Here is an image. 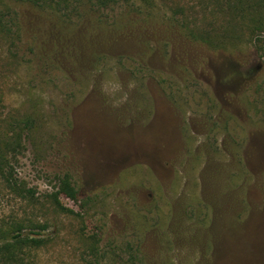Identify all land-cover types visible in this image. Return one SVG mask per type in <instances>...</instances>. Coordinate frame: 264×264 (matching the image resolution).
Wrapping results in <instances>:
<instances>
[{"label": "rangeland", "instance_id": "obj_1", "mask_svg": "<svg viewBox=\"0 0 264 264\" xmlns=\"http://www.w3.org/2000/svg\"><path fill=\"white\" fill-rule=\"evenodd\" d=\"M51 1L0 0V231L42 241L18 259L264 264V37L207 0Z\"/></svg>", "mask_w": 264, "mask_h": 264}, {"label": "trees", "instance_id": "obj_2", "mask_svg": "<svg viewBox=\"0 0 264 264\" xmlns=\"http://www.w3.org/2000/svg\"><path fill=\"white\" fill-rule=\"evenodd\" d=\"M83 1H87L89 5L94 8L102 9L111 5L114 0H68V5L64 10H66L71 3L80 6L83 4ZM207 2L215 9L216 14L222 18L225 24L231 25L230 33L240 31L243 33L248 32L249 35L254 38L264 37V0H207ZM49 3L48 6L51 7L52 1L49 0ZM0 28H2L1 24ZM30 125L32 126L29 121H25L22 123V127L18 128H21V130L28 129L31 128ZM19 147L20 143H17L16 147L12 148V150L16 151ZM1 149L3 148L0 144V155L3 162L4 153ZM53 196L58 207V196H64L74 202L78 200L77 193L70 184L67 176L59 179L58 192ZM64 211L72 213L68 210ZM41 243V240L24 238L19 232L15 235H10L9 232L4 233L0 231V264H23L22 260L18 259V255L21 254V251L25 248L38 247Z\"/></svg>", "mask_w": 264, "mask_h": 264}]
</instances>
